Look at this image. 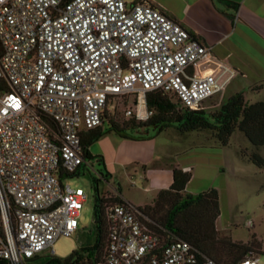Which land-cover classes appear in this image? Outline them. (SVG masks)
<instances>
[{"label": "built area", "instance_id": "1", "mask_svg": "<svg viewBox=\"0 0 264 264\" xmlns=\"http://www.w3.org/2000/svg\"><path fill=\"white\" fill-rule=\"evenodd\" d=\"M234 76L146 1H1L0 260L53 254L54 241L74 233L85 193L67 180L88 163L80 135L101 126L114 99L132 98L125 116L144 121L146 93L202 108ZM103 217L107 245L98 264H217L152 231L133 206L109 205Z\"/></svg>", "mask_w": 264, "mask_h": 264}, {"label": "trees", "instance_id": "2", "mask_svg": "<svg viewBox=\"0 0 264 264\" xmlns=\"http://www.w3.org/2000/svg\"><path fill=\"white\" fill-rule=\"evenodd\" d=\"M144 102L146 110L151 112L144 121L129 117L118 123L110 115L112 113L108 112L110 109H106L101 126L80 135L83 159L87 162L94 161L98 167L102 166V159L91 156L88 148L107 134L113 133L121 139L142 141L154 137L149 136L148 131L157 135L168 128L179 134L206 132L220 146H225L232 133L238 131L253 147L264 146V102L248 104L241 93L221 102L211 113L202 108L181 107L174 97L160 92L146 93ZM241 156L245 155L241 153ZM246 157L256 167H262L263 160L258 154L251 153ZM99 175L106 180L100 171ZM189 179L188 173L173 169L172 184L168 189L160 190L150 204L141 208L134 207L146 219V225L168 240L180 239L188 242L200 255L217 264H236L245 258L264 256V251H260L254 239L240 244L217 235V191L209 189L195 195L186 194L184 188ZM93 180V244L73 250L64 258L51 256L43 264H98L102 261L107 245L103 211L109 205L129 204L116 195L98 194V179ZM0 264L8 263L0 260Z\"/></svg>", "mask_w": 264, "mask_h": 264}, {"label": "crops", "instance_id": "3", "mask_svg": "<svg viewBox=\"0 0 264 264\" xmlns=\"http://www.w3.org/2000/svg\"><path fill=\"white\" fill-rule=\"evenodd\" d=\"M141 1L180 24L207 46L209 59L223 62L234 70L235 76L223 95L230 87L228 97L237 93L243 97L263 95L255 102H264V0H124L127 4ZM168 130L165 131L171 134L168 141L160 143L154 137L135 141L107 134L88 148L91 156L102 159L98 177L102 179L100 171L106 181L116 180L114 195L130 206L135 207L122 192V179L136 180L142 191L153 192L154 198L160 190L171 186L172 170L178 169L190 175L184 188L186 194L214 189L211 176L198 172L199 167L218 171V163L213 164L210 159L212 155L196 151L212 149L207 141L209 137ZM217 221L218 218L216 229Z\"/></svg>", "mask_w": 264, "mask_h": 264}, {"label": "rangeland", "instance_id": "4", "mask_svg": "<svg viewBox=\"0 0 264 264\" xmlns=\"http://www.w3.org/2000/svg\"><path fill=\"white\" fill-rule=\"evenodd\" d=\"M230 90L229 87L224 95L219 94L206 101L202 109L208 113L215 111L221 102L229 98ZM259 98H263V95L256 97L254 94H247L244 100L246 103L252 104ZM131 100L132 98H128V100L114 99L112 108L108 111L112 113L110 115L114 121L121 123L129 118L125 116V111L127 109L134 110ZM168 129V131L172 130V128ZM166 130L157 135L148 131V135L154 136L157 143L164 140L168 141L167 138L169 139L171 134L165 132ZM167 133L169 134L167 135ZM200 133L209 137L207 141L210 146L212 145V149H198L196 151L212 155L211 158L209 157L212 163H218L219 166L218 171L213 170V172L210 168H198V172L211 176L214 190L218 194L217 235L240 244H245L254 239L258 243L260 251H264V146L253 147L238 131L232 133L225 146L218 145L215 138H211L208 133ZM241 153L245 156L242 157ZM251 153H256L261 157L263 160L262 167L258 168L248 160L246 156ZM98 168L94 161H88L87 166L80 170L79 176L67 180L70 187H79L85 193V203L77 218V228L74 233L69 237L56 239L51 247L53 254H50L49 250L44 251L39 257L28 260L24 264H43L51 256L64 258L73 250L93 244L95 238L92 211L93 179H98L96 187L100 195L105 193L114 195L118 183L116 180L100 179L97 175ZM121 189L123 194L131 199L135 208L150 204L154 196L153 192H143L136 180L131 186L130 180L122 179ZM258 260L264 264V256H258Z\"/></svg>", "mask_w": 264, "mask_h": 264}]
</instances>
